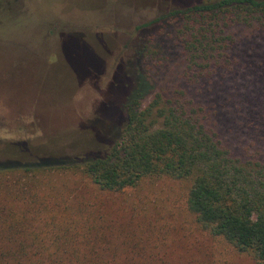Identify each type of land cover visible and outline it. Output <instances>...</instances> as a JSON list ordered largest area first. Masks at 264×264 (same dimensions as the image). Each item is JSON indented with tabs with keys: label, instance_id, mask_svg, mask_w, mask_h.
Masks as SVG:
<instances>
[{
	"label": "trees",
	"instance_id": "trees-1",
	"mask_svg": "<svg viewBox=\"0 0 264 264\" xmlns=\"http://www.w3.org/2000/svg\"><path fill=\"white\" fill-rule=\"evenodd\" d=\"M153 1L79 156L0 160V264H157L184 231L128 197L156 181L180 187L196 230L264 264V0ZM150 55L181 84H156Z\"/></svg>",
	"mask_w": 264,
	"mask_h": 264
},
{
	"label": "rangeland",
	"instance_id": "rangeland-1",
	"mask_svg": "<svg viewBox=\"0 0 264 264\" xmlns=\"http://www.w3.org/2000/svg\"><path fill=\"white\" fill-rule=\"evenodd\" d=\"M152 1L0 0V160L11 153L21 162L44 152L79 156L84 147L76 140L91 137L81 127L88 126L113 74L138 47L135 28L159 14ZM149 51L161 56L153 44ZM148 59L156 84H181L182 66L163 73L158 55ZM155 184L139 186L129 199L144 198L146 208L158 205L168 223L184 231L176 237L178 246L171 242L158 250L163 256L157 264H254L195 229L178 185Z\"/></svg>",
	"mask_w": 264,
	"mask_h": 264
}]
</instances>
